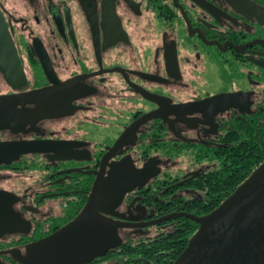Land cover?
<instances>
[{"label": "flooded vegetation", "instance_id": "af4514ba", "mask_svg": "<svg viewBox=\"0 0 264 264\" xmlns=\"http://www.w3.org/2000/svg\"><path fill=\"white\" fill-rule=\"evenodd\" d=\"M0 44V96L32 95L0 143L47 148L0 164V264L98 184L121 242L72 264H172L264 161V0H0Z\"/></svg>", "mask_w": 264, "mask_h": 264}, {"label": "water", "instance_id": "95a60500", "mask_svg": "<svg viewBox=\"0 0 264 264\" xmlns=\"http://www.w3.org/2000/svg\"><path fill=\"white\" fill-rule=\"evenodd\" d=\"M2 45V44H0ZM9 73V68H2ZM10 74V73H9ZM32 95L0 96V129L20 118L16 107L30 102ZM35 144L0 143V164L9 163L22 154L43 152ZM117 178L114 174L112 178ZM128 180V179H127ZM132 189L121 182L118 193ZM106 200L100 185H96L82 213L55 233L29 245L19 257L23 264H72L90 261L121 242L117 226L100 212ZM11 198L0 191V225L8 221ZM7 206V208H4ZM198 229L172 264H264V161L212 212L197 218Z\"/></svg>", "mask_w": 264, "mask_h": 264}, {"label": "trees", "instance_id": "16d2710c", "mask_svg": "<svg viewBox=\"0 0 264 264\" xmlns=\"http://www.w3.org/2000/svg\"><path fill=\"white\" fill-rule=\"evenodd\" d=\"M264 159V150H263V156L259 159V161H258V163H260L262 160ZM256 165H255V163H247V165H246V167H247V172L246 173H244L240 178H238V179H236V180H232V181H230V183H231V187H230V191H229V193H228V195L230 194V193H232L233 192V190L235 189V187L239 184V183H241L242 182V180H244L249 174H250V172H251V170L253 169V167H255ZM224 197H222L221 199H223ZM220 199V200H221ZM219 200V201H220ZM185 242L186 241H184V248L186 247V244H185ZM180 250H182V249H180ZM181 252V251H180ZM180 252H179V254H180Z\"/></svg>", "mask_w": 264, "mask_h": 264}]
</instances>
